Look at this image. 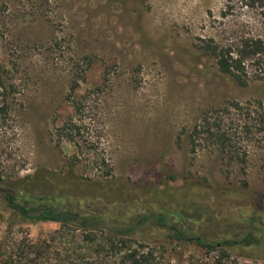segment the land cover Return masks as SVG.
I'll use <instances>...</instances> for the list:
<instances>
[{
    "label": "rangeland",
    "instance_id": "374dc122",
    "mask_svg": "<svg viewBox=\"0 0 264 264\" xmlns=\"http://www.w3.org/2000/svg\"><path fill=\"white\" fill-rule=\"evenodd\" d=\"M230 1L0 0V186L122 219L166 209L213 241L264 223V131L227 110L264 106V80L239 85L201 50L249 19L238 3L225 15ZM217 111L226 150L193 132ZM2 200L0 244L75 247L59 223L22 222ZM151 245L166 264L215 261L191 243ZM230 255L264 264L260 248Z\"/></svg>",
    "mask_w": 264,
    "mask_h": 264
},
{
    "label": "trees",
    "instance_id": "16d2710c",
    "mask_svg": "<svg viewBox=\"0 0 264 264\" xmlns=\"http://www.w3.org/2000/svg\"><path fill=\"white\" fill-rule=\"evenodd\" d=\"M239 4L241 10L249 14V19L231 32L226 41L211 39L201 50L214 58L221 73L230 76L242 86L253 81L264 80V0L230 1V13ZM227 110L237 111L245 120L244 130L251 131L250 122L264 131V106L255 108L239 102H231ZM204 115L194 129L195 135H207L222 150L233 145V133L225 124L226 117ZM230 118V117H229ZM4 211L16 219L37 224L53 222L60 224V237L70 236L76 244L64 252L54 251L48 240L23 239L12 248L0 244V264H166L154 242L191 243L209 253L215 252L214 264H224L231 258L232 248H260L264 254V226L261 218H252L250 229L240 236L226 237L213 241L192 231L187 226L179 227L171 220L166 209L151 210L131 215L129 219L108 217L95 210H76L43 200L35 195H27L12 186H0ZM156 230L154 237L145 234L146 228ZM68 231V233L66 232ZM54 251V252H53ZM234 264H238L234 262Z\"/></svg>",
    "mask_w": 264,
    "mask_h": 264
}]
</instances>
